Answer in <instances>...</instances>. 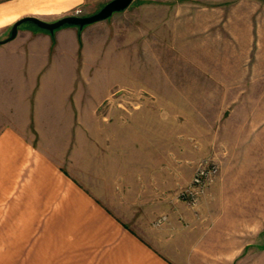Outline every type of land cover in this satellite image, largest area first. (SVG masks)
I'll return each mask as SVG.
<instances>
[{
	"label": "crops",
	"instance_id": "1",
	"mask_svg": "<svg viewBox=\"0 0 264 264\" xmlns=\"http://www.w3.org/2000/svg\"><path fill=\"white\" fill-rule=\"evenodd\" d=\"M109 1L0 0V264H18L21 241L31 240L45 246L39 254L46 257L33 264H264L262 187L253 183L252 165L245 163L241 178L246 156L238 147V110L223 120L230 133L213 154L219 177L192 210L176 195L185 186L182 167L167 164L166 113L175 108L161 94L152 93L153 108L142 105V119L96 120L102 130L94 151L87 120L74 118L81 111L77 96L87 94L91 35L105 20L52 33L25 22L7 39L21 19L90 16ZM134 1L108 18L127 19L111 34L110 49L107 35H95L98 54L117 58L120 45H149L158 9L148 6L159 0H140L133 11ZM130 31L137 35L131 38ZM110 64L118 69V59ZM117 72H102L105 94V81L112 89ZM89 165L93 180L83 178Z\"/></svg>",
	"mask_w": 264,
	"mask_h": 264
},
{
	"label": "rangeland",
	"instance_id": "2",
	"mask_svg": "<svg viewBox=\"0 0 264 264\" xmlns=\"http://www.w3.org/2000/svg\"><path fill=\"white\" fill-rule=\"evenodd\" d=\"M141 3L135 0L132 10L139 9ZM148 7L158 11L156 16H151L150 39L146 47L143 46L145 42L141 45L140 41L135 44L132 41L128 47L119 46L117 58L114 54L97 53L100 50L93 41L95 35H107L110 49L111 34L127 21L120 15L105 20L102 28L91 35L94 43L90 44L86 58L87 94L77 96L81 111L75 110L74 117L87 120L88 146L94 151L95 137L98 130H102L95 126L96 120L142 119V105L153 108L152 93L161 94L167 105H173L176 111L166 113L171 127L166 129L170 137L166 138L169 141L163 147L168 154L167 164L182 167L180 175L185 186L176 195L189 209L195 210L219 177L220 161L213 154L221 150L223 140L230 133L223 128V120L236 109L234 118L242 121L239 130L242 144L238 147L243 148L241 154L246 156L240 167L244 173L241 178L246 177L245 163L252 165L253 183L262 187L264 210V0H159ZM239 14L246 16L244 20H239ZM233 18L235 21H231ZM136 32L130 31L128 35L135 37ZM116 59L117 70L110 64ZM102 72L108 77L111 72L113 75L118 73L117 84L112 89L110 81H105L107 94L105 86L100 88ZM147 73L150 78L146 77ZM130 75L136 78L131 79ZM234 91L240 95L227 94ZM187 92L194 95H183ZM72 107H78L74 99ZM181 124L182 128L179 127ZM90 162L93 164L88 157ZM200 166H216L217 173L202 192L195 195V202L189 203L182 193L190 189ZM93 168L89 165L83 178L93 180ZM254 194L258 195V192ZM255 195L253 198L259 199ZM44 249L40 241H21L18 264L46 263V257L39 254Z\"/></svg>",
	"mask_w": 264,
	"mask_h": 264
},
{
	"label": "water",
	"instance_id": "3",
	"mask_svg": "<svg viewBox=\"0 0 264 264\" xmlns=\"http://www.w3.org/2000/svg\"><path fill=\"white\" fill-rule=\"evenodd\" d=\"M131 2L132 0H111L108 3H106L100 11H98L93 15L82 16V17L67 16L52 23L43 22L36 18H24L13 24L10 35L7 39L9 40L13 39L17 34L18 27L25 22H30L36 25L39 29L48 31L50 33L54 32L55 30L63 26H68V25L83 28L85 26L107 20L112 16V14L125 10L131 4Z\"/></svg>",
	"mask_w": 264,
	"mask_h": 264
},
{
	"label": "built area",
	"instance_id": "4",
	"mask_svg": "<svg viewBox=\"0 0 264 264\" xmlns=\"http://www.w3.org/2000/svg\"><path fill=\"white\" fill-rule=\"evenodd\" d=\"M79 14V11H76ZM217 173L216 166L210 168L206 166H200L193 178L190 189L182 193V196L187 198L189 203L195 202V195L201 193L206 184L211 181V177Z\"/></svg>",
	"mask_w": 264,
	"mask_h": 264
}]
</instances>
